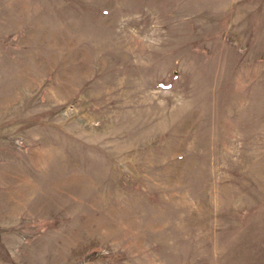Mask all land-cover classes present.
Listing matches in <instances>:
<instances>
[{
    "label": "rangeland",
    "instance_id": "374dc122",
    "mask_svg": "<svg viewBox=\"0 0 264 264\" xmlns=\"http://www.w3.org/2000/svg\"><path fill=\"white\" fill-rule=\"evenodd\" d=\"M0 264H264V0H0Z\"/></svg>",
    "mask_w": 264,
    "mask_h": 264
}]
</instances>
